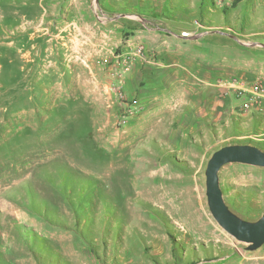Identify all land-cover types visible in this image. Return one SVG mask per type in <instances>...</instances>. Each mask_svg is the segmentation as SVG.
Returning <instances> with one entry per match:
<instances>
[{"label":"rangeland","instance_id":"1","mask_svg":"<svg viewBox=\"0 0 264 264\" xmlns=\"http://www.w3.org/2000/svg\"><path fill=\"white\" fill-rule=\"evenodd\" d=\"M154 27L244 47L264 76V0H0V264L264 253L217 223L205 175L225 144L264 150V112L241 100L200 132L181 114L178 66L150 60L138 38ZM124 54L136 57L128 72ZM236 78L221 88L240 99ZM219 177L229 207L257 220L264 167L230 162Z\"/></svg>","mask_w":264,"mask_h":264},{"label":"crops","instance_id":"2","mask_svg":"<svg viewBox=\"0 0 264 264\" xmlns=\"http://www.w3.org/2000/svg\"><path fill=\"white\" fill-rule=\"evenodd\" d=\"M182 32L184 31L176 34L168 29L154 27L140 31L138 38L147 47L154 49L150 60L159 59L169 67L178 66L180 75L184 76L180 88L178 87L181 91L180 106H185L186 109L184 113L182 110L181 114L195 118L199 127L203 126L200 132L207 133L209 126L219 122L223 112H234L237 108L240 110L242 105L241 99H237L232 91L223 93L221 82L235 77L250 82L255 79L254 75L259 69L257 63H253L252 56L245 55L247 52L244 47L221 44L220 50V43L217 40L205 42L203 36L194 35L190 38L185 37L187 34ZM187 38L191 39L190 42H186ZM172 90L176 91L177 88ZM241 179L245 181V187L253 185L250 179ZM214 252L216 255L203 258L196 264H259V261L264 264L263 251L226 255H220L217 249Z\"/></svg>","mask_w":264,"mask_h":264},{"label":"water","instance_id":"3","mask_svg":"<svg viewBox=\"0 0 264 264\" xmlns=\"http://www.w3.org/2000/svg\"><path fill=\"white\" fill-rule=\"evenodd\" d=\"M129 16L135 17L133 14ZM232 37L243 45L257 44L242 42L235 35ZM259 44L264 47V44ZM230 162L264 167V150L254 144H225L212 153L205 171L207 202L214 219L237 241L247 244V249H256L264 244V212L257 220L251 221L229 207L220 184L219 171Z\"/></svg>","mask_w":264,"mask_h":264},{"label":"built area","instance_id":"4","mask_svg":"<svg viewBox=\"0 0 264 264\" xmlns=\"http://www.w3.org/2000/svg\"><path fill=\"white\" fill-rule=\"evenodd\" d=\"M183 34H186L184 32ZM143 46H138L135 48V55H140L142 53ZM122 55L120 57L121 67L123 72H128L136 61V57ZM233 89L237 96L242 100L243 105L246 107L256 108L264 112V76H257L252 81H245V79H236L232 83Z\"/></svg>","mask_w":264,"mask_h":264}]
</instances>
